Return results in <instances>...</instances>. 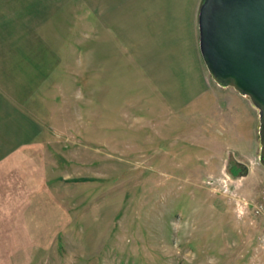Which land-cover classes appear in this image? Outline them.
I'll use <instances>...</instances> for the list:
<instances>
[{
  "label": "rangeland",
  "instance_id": "rangeland-1",
  "mask_svg": "<svg viewBox=\"0 0 264 264\" xmlns=\"http://www.w3.org/2000/svg\"><path fill=\"white\" fill-rule=\"evenodd\" d=\"M49 1L43 14L60 22L41 26L64 28L65 87L49 89L55 118L38 141L0 162V264H264L251 210L264 181L195 146L199 112L169 110L173 75L214 82L202 0Z\"/></svg>",
  "mask_w": 264,
  "mask_h": 264
},
{
  "label": "crops",
  "instance_id": "crops-1",
  "mask_svg": "<svg viewBox=\"0 0 264 264\" xmlns=\"http://www.w3.org/2000/svg\"><path fill=\"white\" fill-rule=\"evenodd\" d=\"M43 1L49 0H0V162L38 141L42 129H48L50 118H55L51 115L55 97L49 89L61 91L65 87V49L59 47V42L66 40L64 28H57L51 34L41 26L60 22L51 21L49 14H43L40 6L46 7ZM132 69L133 74L136 72L135 75L140 77V70ZM138 77L131 84H136ZM176 77L172 76L171 86L182 90H175V94L169 91V97L166 96L170 112L175 113L174 120L178 121L179 114L186 115L183 120L188 113L193 117L196 111L199 112L200 122L195 128L198 132H195L202 141L198 144L194 140L195 146L199 145L200 151L218 153L216 163L226 165L230 173L243 172L242 165L245 164L247 177L252 176L253 182L262 185L264 173L259 176L262 172L256 161L258 117L249 100L231 87L209 82L199 70L193 76L188 75L189 78L183 74L181 80ZM113 87L110 83L105 87L109 106L118 99L119 91L115 85ZM162 108L165 111L166 107ZM161 116L160 129L170 130L171 123L166 122L163 113ZM262 188H258L255 197H260Z\"/></svg>",
  "mask_w": 264,
  "mask_h": 264
},
{
  "label": "water",
  "instance_id": "water-1",
  "mask_svg": "<svg viewBox=\"0 0 264 264\" xmlns=\"http://www.w3.org/2000/svg\"><path fill=\"white\" fill-rule=\"evenodd\" d=\"M198 38L213 81L233 88L256 110L257 156L264 168V0H202Z\"/></svg>",
  "mask_w": 264,
  "mask_h": 264
},
{
  "label": "built area",
  "instance_id": "built-area-1",
  "mask_svg": "<svg viewBox=\"0 0 264 264\" xmlns=\"http://www.w3.org/2000/svg\"><path fill=\"white\" fill-rule=\"evenodd\" d=\"M245 205H248V203L246 202ZM251 207H252V214L254 216L264 217V189L261 192L260 199L256 202H253L251 204Z\"/></svg>",
  "mask_w": 264,
  "mask_h": 264
}]
</instances>
